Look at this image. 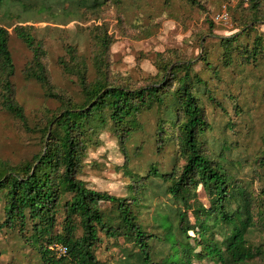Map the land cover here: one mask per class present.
Wrapping results in <instances>:
<instances>
[{
  "label": "trees",
  "instance_id": "obj_1",
  "mask_svg": "<svg viewBox=\"0 0 264 264\" xmlns=\"http://www.w3.org/2000/svg\"><path fill=\"white\" fill-rule=\"evenodd\" d=\"M129 1L0 0V107L34 147L14 160L0 144V264H264V1L239 0L236 32L209 21L198 54L157 52L156 72L138 78L114 68L108 25L88 24L116 8L123 28ZM12 33L32 52L25 78L54 107L29 113L19 100ZM104 133L124 154L125 195L82 178ZM201 188L213 202L193 207Z\"/></svg>",
  "mask_w": 264,
  "mask_h": 264
},
{
  "label": "rangeland",
  "instance_id": "obj_2",
  "mask_svg": "<svg viewBox=\"0 0 264 264\" xmlns=\"http://www.w3.org/2000/svg\"><path fill=\"white\" fill-rule=\"evenodd\" d=\"M238 1L201 0L207 9L204 12L201 9L192 8L181 0H176L172 10L168 9L162 0H134L133 2L130 0L127 9L124 10L125 24L123 28L119 24L117 18L119 13L116 8H107L102 18L91 20L88 24L94 22L95 24L106 23L108 25L109 32L114 33L118 38L111 50L114 68L124 75L138 78L143 74L156 72L153 60L157 52L175 47L192 55L198 54L199 48L194 37H196V32L207 29L209 21H213L214 32L218 35H231L236 32L230 7H233ZM224 7L228 10L229 19L219 21L216 16ZM75 24L76 22L72 21L68 25H60V27L73 28ZM36 25L44 27L47 22H38ZM141 28H152L153 32L151 35H147V32L142 31ZM44 31L42 29L41 34ZM52 41L49 38V44ZM11 49L16 70L13 79L18 89L19 100L26 106L29 113L45 105L54 107L55 101L44 95L40 85L36 81L25 78L24 68L32 57V52L14 33L11 37ZM59 53L60 50L52 46L50 49L51 70L56 81H60L61 76L53 60ZM17 127L14 119L0 107L1 154L14 160L28 157L34 150L33 140H30L27 134L24 136L21 129ZM101 139V144L96 149H92L85 158L86 168L82 178L86 179L89 185L95 189L106 190L116 195H125L129 178L120 169L124 162V154L116 139L108 133L102 134ZM149 157L157 158L148 154L145 159ZM141 166L144 167L143 164ZM259 183L256 182V185L258 186ZM190 199L193 207H199L213 202L214 196L201 188L199 191L193 192ZM102 205L105 217L111 223L120 225L117 208L110 203H102ZM188 217L190 220L193 219L191 215ZM117 251V248H114L113 254L116 255ZM8 259L9 257L4 255V261ZM4 261L2 264H5Z\"/></svg>",
  "mask_w": 264,
  "mask_h": 264
},
{
  "label": "built area",
  "instance_id": "obj_3",
  "mask_svg": "<svg viewBox=\"0 0 264 264\" xmlns=\"http://www.w3.org/2000/svg\"><path fill=\"white\" fill-rule=\"evenodd\" d=\"M261 1H264V0H261ZM216 18L219 21H226L229 19V13H228V10L226 9V7H224V9L217 14ZM57 249H58L60 254L66 253V251H67L66 247H58Z\"/></svg>",
  "mask_w": 264,
  "mask_h": 264
}]
</instances>
